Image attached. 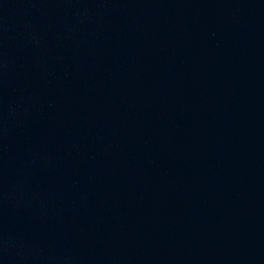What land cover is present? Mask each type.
Here are the masks:
<instances>
[{
    "label": "water",
    "instance_id": "95a60500",
    "mask_svg": "<svg viewBox=\"0 0 264 264\" xmlns=\"http://www.w3.org/2000/svg\"><path fill=\"white\" fill-rule=\"evenodd\" d=\"M117 264H264V0H109Z\"/></svg>",
    "mask_w": 264,
    "mask_h": 264
}]
</instances>
